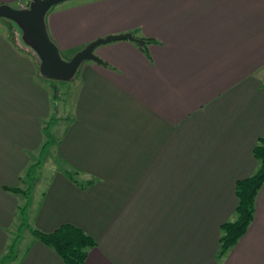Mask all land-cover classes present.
Masks as SVG:
<instances>
[{
    "label": "crops",
    "instance_id": "obj_1",
    "mask_svg": "<svg viewBox=\"0 0 264 264\" xmlns=\"http://www.w3.org/2000/svg\"><path fill=\"white\" fill-rule=\"evenodd\" d=\"M3 22L0 258L24 201L6 188H25L20 178L55 105L39 58L11 41ZM46 24L67 59L110 35L143 44H102L100 62L80 67L56 149L77 182L59 167L37 201L35 186L30 226L81 228L96 241L85 264H264V184L247 232L217 258L236 183L257 170L253 150L264 137V0L66 1ZM21 254L14 264H65L33 237Z\"/></svg>",
    "mask_w": 264,
    "mask_h": 264
},
{
    "label": "trees",
    "instance_id": "obj_2",
    "mask_svg": "<svg viewBox=\"0 0 264 264\" xmlns=\"http://www.w3.org/2000/svg\"><path fill=\"white\" fill-rule=\"evenodd\" d=\"M6 21L9 23L8 29L10 40L13 41L14 36L10 31L13 22L9 20ZM78 73L79 71L73 80L77 78ZM51 90L52 100L56 103L57 99L60 98V91L58 90L55 81L51 84ZM65 120H69V118L67 117ZM59 121L60 119L58 117L51 116V118L44 123V142L38 153L37 160L28 166L24 177L20 178V181L22 183L24 182L26 187L6 189L20 194L24 199L23 203L18 206L17 210V216L20 222L19 229L22 230L27 227L36 240H39L47 247L54 250L65 264H85L88 252L96 246V241L81 228L70 224H64L51 233H45L36 228H32L28 223V214L32 203V190L34 188V175L44 164L45 156L49 153L51 147L57 143V138L51 130ZM253 153L257 160L258 167L251 176L241 179L236 183V196L238 202L235 208L234 218L221 226L220 244L217 253L218 259L223 258L227 252L238 243V241L245 235L254 219L255 200L259 190L264 184V137L258 139ZM60 171L67 175L72 181L77 182L75 176L78 172L76 170L65 168L62 165ZM91 183H93L92 180L88 181L86 184H81L80 186L84 188ZM19 238L20 236H16L12 243L9 244L6 252L0 258V264H8L15 260L18 241L20 240Z\"/></svg>",
    "mask_w": 264,
    "mask_h": 264
},
{
    "label": "water",
    "instance_id": "obj_3",
    "mask_svg": "<svg viewBox=\"0 0 264 264\" xmlns=\"http://www.w3.org/2000/svg\"><path fill=\"white\" fill-rule=\"evenodd\" d=\"M65 1L68 0H31L28 6L22 8L0 5V19L15 23L21 30L24 43L38 55L39 73L42 77L59 82L72 80L84 62H100L95 50L102 44L127 39L143 44L142 40L134 38L130 33L110 35L89 43L72 58L63 59L58 46L49 35L46 16L53 7Z\"/></svg>",
    "mask_w": 264,
    "mask_h": 264
},
{
    "label": "rangeland",
    "instance_id": "obj_4",
    "mask_svg": "<svg viewBox=\"0 0 264 264\" xmlns=\"http://www.w3.org/2000/svg\"><path fill=\"white\" fill-rule=\"evenodd\" d=\"M68 1L77 2V1H81V0H68ZM14 8H17V7H14ZM3 21H6V20L0 19V29H1V26L4 25ZM10 31L13 34L14 40L16 41V43L18 45L25 47L28 51H30L31 53H34L38 57V55L33 51V49H31L29 46H27L24 43V41L22 40L21 30L15 23L11 24ZM61 55H62L63 59H65V60H68L67 58L70 57L69 53L68 54L61 53ZM55 82H56V86L58 87V90L60 91V94H59L60 98L57 99L55 105L53 106L54 108L52 111V116L58 117L60 119V121L58 122V124L53 126L51 132L57 138V142H58L60 135H62L63 131H64L62 129L65 127V124H64L65 121H63V120H65L64 119V104L63 103L67 102V104H70V102L72 100V93L74 91V85H73V79L70 81H67V82H59V81H55ZM55 107H56V110H55ZM55 144L56 145H53L51 147L49 153L45 156L44 164L35 172L34 186L33 187L37 186V188H38V190L35 193V200L36 201L40 199V195L43 192L42 190L45 188L44 184L48 182L51 175L54 174L59 167H62V164L58 160L59 157H58V154L56 152L58 145H57V143H55ZM36 160H37V155L34 157V159L32 158V163H34ZM25 187H26V184H25ZM17 220L19 222V219H17ZM18 222L16 221V224L12 227V229L10 231V236H11V239H10L11 242L10 243H12V241L16 238V236L17 237L20 236V238H19L20 240L18 241L19 243H18L17 250H16V253L20 258V257H22L21 249L24 248L25 246H27V244H29V241L32 239L33 235L31 234V231L27 227L23 228L22 230L19 229L20 222H19V224H18ZM28 223H29V225L32 224V226H34L32 223V220H30L29 218H28ZM8 264H14V263L11 262Z\"/></svg>",
    "mask_w": 264,
    "mask_h": 264
}]
</instances>
